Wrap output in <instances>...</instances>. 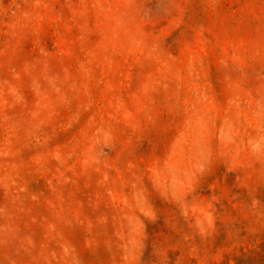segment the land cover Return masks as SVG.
<instances>
[{
	"label": "rangeland",
	"instance_id": "374dc122",
	"mask_svg": "<svg viewBox=\"0 0 264 264\" xmlns=\"http://www.w3.org/2000/svg\"><path fill=\"white\" fill-rule=\"evenodd\" d=\"M261 198L264 0H0V264H264Z\"/></svg>",
	"mask_w": 264,
	"mask_h": 264
},
{
	"label": "trees",
	"instance_id": "16d2710c",
	"mask_svg": "<svg viewBox=\"0 0 264 264\" xmlns=\"http://www.w3.org/2000/svg\"><path fill=\"white\" fill-rule=\"evenodd\" d=\"M259 202H260L259 205H263L264 204V198L259 199ZM254 238H255L254 241L258 240L260 242L258 245L255 244L256 245L255 251L256 252L258 251L259 254H261V256L264 255V230H263V232L258 233ZM171 262H172V264L174 263V261H171Z\"/></svg>",
	"mask_w": 264,
	"mask_h": 264
}]
</instances>
